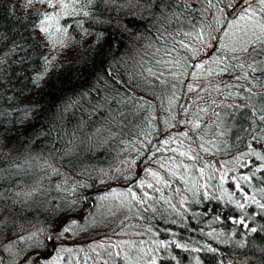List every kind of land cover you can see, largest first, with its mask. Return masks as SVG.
Masks as SVG:
<instances>
[{"label": "trees", "instance_id": "trees-1", "mask_svg": "<svg viewBox=\"0 0 264 264\" xmlns=\"http://www.w3.org/2000/svg\"><path fill=\"white\" fill-rule=\"evenodd\" d=\"M27 1L0 0V264H38L9 254L55 249L87 214L56 195L100 183L137 188L146 264H264V0H65L80 57L51 68ZM241 17L259 30L228 47ZM81 240L61 264L95 257Z\"/></svg>", "mask_w": 264, "mask_h": 264}, {"label": "rangeland", "instance_id": "rangeland-1", "mask_svg": "<svg viewBox=\"0 0 264 264\" xmlns=\"http://www.w3.org/2000/svg\"><path fill=\"white\" fill-rule=\"evenodd\" d=\"M27 2L34 4L35 7L37 5L39 11L45 14L46 21L38 28L37 33L48 48V68L61 60L79 59L78 48L80 47H77L79 40L71 33L73 27L64 25L62 20L64 16L72 11L68 5L69 2L65 0H28ZM258 30L259 27L251 19L238 18L229 23L224 44L238 49ZM118 170L124 171V165L120 166ZM62 171L64 176L61 180L72 178L78 181L79 175L73 174L72 170L62 169ZM149 175L151 173H148ZM127 186L121 188L108 186L107 183H100L91 193L89 204L84 199L78 198L77 192H80L78 190H84V187L70 189L68 194L56 195L59 200L56 197L57 201L52 202L54 209H63L66 212L78 214L87 208L86 217L83 220L81 219V222L72 221L66 227L60 226L57 234L53 235L54 241L57 242L55 249L48 250L45 241L40 243L39 241H36V243L30 242L29 245L24 246L25 248H20L17 245L21 254L25 250L22 258L25 259L28 253L38 251V246L41 245V249H44L45 252L38 258V262L40 261L37 262L38 264H61L66 260L65 244L82 239L86 243L82 244L81 249L84 251L89 250V254L90 252L96 254L95 257H82L85 264L97 262L99 260L97 259L99 250L109 252L115 257H122L126 259L127 264H146L148 254L144 249L141 250L137 247L140 250L138 251L139 255L136 252L133 253V246L144 244L142 239L147 233L141 231L143 229L140 225L142 216L135 195V189L137 188L130 184ZM151 210H154V207H151ZM57 222H54L56 226L59 225L56 224ZM60 243H63L62 246H60ZM126 255L129 257L126 258ZM26 263H30V258L28 261L23 260V264Z\"/></svg>", "mask_w": 264, "mask_h": 264}, {"label": "bare ground", "instance_id": "bare-ground-1", "mask_svg": "<svg viewBox=\"0 0 264 264\" xmlns=\"http://www.w3.org/2000/svg\"><path fill=\"white\" fill-rule=\"evenodd\" d=\"M19 251L12 252V254H9V257L12 258L13 260H18L20 257H18Z\"/></svg>", "mask_w": 264, "mask_h": 264}]
</instances>
